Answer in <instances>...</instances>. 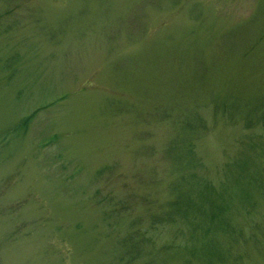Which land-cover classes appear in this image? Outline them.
<instances>
[{
    "label": "rangeland",
    "instance_id": "obj_1",
    "mask_svg": "<svg viewBox=\"0 0 264 264\" xmlns=\"http://www.w3.org/2000/svg\"><path fill=\"white\" fill-rule=\"evenodd\" d=\"M0 264H264V0H0Z\"/></svg>",
    "mask_w": 264,
    "mask_h": 264
}]
</instances>
